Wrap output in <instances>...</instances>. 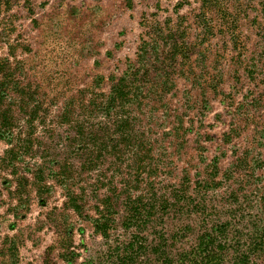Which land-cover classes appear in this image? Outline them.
Wrapping results in <instances>:
<instances>
[{
	"label": "rangeland",
	"instance_id": "rangeland-1",
	"mask_svg": "<svg viewBox=\"0 0 264 264\" xmlns=\"http://www.w3.org/2000/svg\"><path fill=\"white\" fill-rule=\"evenodd\" d=\"M0 82V264H264V0H2Z\"/></svg>",
	"mask_w": 264,
	"mask_h": 264
},
{
	"label": "trees",
	"instance_id": "trees-1",
	"mask_svg": "<svg viewBox=\"0 0 264 264\" xmlns=\"http://www.w3.org/2000/svg\"><path fill=\"white\" fill-rule=\"evenodd\" d=\"M1 3H2V0H0V5ZM169 36L172 37V35H169ZM147 46H148V43L146 41H142L143 49L141 50V54L139 55V60L144 54L146 55ZM175 47L176 46L172 48H175ZM175 57L176 56H174V58ZM142 69H143L142 72H139L138 68L134 69L132 73H130V71L125 72L124 75L120 77L115 82V84H113L111 88V92L108 95V104H107L108 107H113L118 104L124 105L125 103L128 102V100L132 96V93L137 90V87L133 85L132 82H134V80L135 81L139 80L140 74L147 75L149 73V70L145 68L143 65H142ZM1 83L2 82H0V84ZM139 91H140V88H139ZM3 92H4V88H2V86L0 85V105L2 103V99L4 96ZM0 117H1V120L5 121V124L3 127H5L6 129L5 133L6 135H8L10 133V127L12 126L11 118L7 116L5 111L0 113ZM13 150L14 148H11L7 151V154H10L11 157H12V154L14 153ZM126 199H127L126 202L128 203L127 204L128 206H126L127 217H128L126 220L127 221L126 225L127 226L141 225L139 222H137V219H140L141 223L143 222L145 224L147 219L151 217L152 214L150 213V210H152L154 206L152 205L145 206L142 203V199L140 197L131 199V197L128 196L126 197ZM260 200H262V204L264 206V184H263ZM67 201L69 202V206L73 208V210L79 211L78 209L80 206L77 204V200L74 198V196L71 195L69 198H67ZM162 203H166V200L162 201ZM109 205L110 204L108 203V206ZM94 223H95L96 231L99 232L101 235L106 236L107 231H108V219L105 218V215L101 214L98 218H95ZM224 225H226L225 222L219 223L211 228L213 230L212 232H205L200 236L198 244L195 245L194 248L188 252L192 254V256L187 257L189 259L190 264H212V262H208V261L215 255L222 253V250L224 249L223 248L224 243H221L220 241L216 245H214V243L217 241L219 230L222 231V229L225 227ZM161 233L162 232L160 231L157 232V236ZM162 240H164V238H162ZM131 246L132 244L130 245V247ZM159 246H160V243L156 244L155 246H153V250L156 251V253H158L156 256L159 259H162V261L165 263L166 260L169 258H167L168 256L167 254H165V250ZM225 247L229 248V244H227ZM236 247L238 248L232 251L233 255H231V259L233 260H231V262L233 264H249V257H250L249 245H244V246L236 245ZM240 247L242 248V250L240 249ZM188 253L186 254L183 253L182 255L183 256L185 255L186 257L188 256ZM214 264H219V262L218 263L216 262Z\"/></svg>",
	"mask_w": 264,
	"mask_h": 264
}]
</instances>
